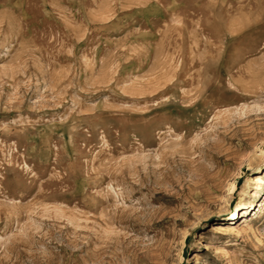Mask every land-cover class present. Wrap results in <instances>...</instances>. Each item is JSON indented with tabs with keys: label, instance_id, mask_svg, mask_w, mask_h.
Wrapping results in <instances>:
<instances>
[{
	"label": "rangeland",
	"instance_id": "rangeland-1",
	"mask_svg": "<svg viewBox=\"0 0 264 264\" xmlns=\"http://www.w3.org/2000/svg\"><path fill=\"white\" fill-rule=\"evenodd\" d=\"M256 176L264 0H0V264H264Z\"/></svg>",
	"mask_w": 264,
	"mask_h": 264
},
{
	"label": "bare ground",
	"instance_id": "bare-ground-1",
	"mask_svg": "<svg viewBox=\"0 0 264 264\" xmlns=\"http://www.w3.org/2000/svg\"><path fill=\"white\" fill-rule=\"evenodd\" d=\"M253 180H255L254 184H255L258 188H260V186L264 183V181H263V176H256L255 179H253ZM249 226H250V225L247 223V224H245V226L242 227V229H244L245 227H249Z\"/></svg>",
	"mask_w": 264,
	"mask_h": 264
}]
</instances>
